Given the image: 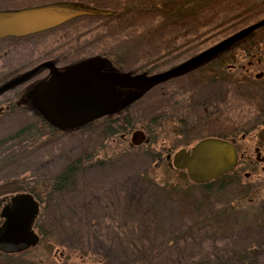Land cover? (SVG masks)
<instances>
[{
	"label": "rangeland",
	"instance_id": "374dc122",
	"mask_svg": "<svg viewBox=\"0 0 264 264\" xmlns=\"http://www.w3.org/2000/svg\"><path fill=\"white\" fill-rule=\"evenodd\" d=\"M54 1H76L109 9L113 13L118 11L113 3L104 6L102 5L104 2L99 0L96 2L93 0H0V7L18 8ZM168 1L171 0L166 2ZM221 3L237 9L233 12L240 14L238 18L240 21L231 30L233 32L264 17V2L223 0ZM99 17L107 16L83 15L72 19L76 21L73 25L69 24L72 21L69 20L58 27L28 37L0 40V84L44 60L55 58L59 65L72 63L74 60L69 61L70 63L66 60L65 63L64 59H57V56L58 58H63L62 55L67 56L65 52L67 53L72 45L79 46V52H83L90 44L104 43V40H92L90 36L91 30L100 29L101 22L96 19ZM76 34H79V41L74 40ZM229 34L231 32L208 39L200 51ZM252 34L256 43L257 57L264 60V26ZM150 42L153 41L136 38L122 40L120 48L116 49L118 64L115 61L111 62L112 57L110 59L104 57L109 59L112 66L118 70L155 73L191 56L186 55L188 52L184 53L185 48H175L172 53L163 52L161 58L150 57L147 55L152 50L149 46ZM115 43L117 41L113 40L112 44ZM143 44L145 46H139ZM179 52L183 56L178 54ZM238 54L240 53L237 51ZM83 56L78 60L84 58ZM248 58V56L229 55L222 60L224 62L222 65L225 67L233 62L239 65L245 64ZM259 71L264 73V66L252 68L253 74ZM212 74L211 67L205 66L189 76L152 88L128 106L125 113L131 125L123 132L126 130L133 132L141 129L142 126L149 128L147 133L149 141L140 146H130L131 135H126L127 140L121 142L119 133L114 137L115 141L105 143L106 140L102 141L100 137L97 123L73 132L37 127L33 131V136L36 137L22 139L24 144L27 140L35 141L36 144L28 148L27 160L22 161L18 167L6 168L0 173V179L14 178L17 173L27 176L26 179L31 180L35 194L42 197L43 201L45 198L42 191L46 180L61 170L72 156L90 150L95 159L101 161L102 167L86 173L84 175L86 178H81L77 182L76 190L63 194L62 197L55 195L54 204L46 206L44 211L40 209L35 222L47 231V236L39 235L38 244L20 255L0 254V264H96L91 253H83L84 256L81 258L80 255L78 256L79 251L70 250L67 245L60 242V239L62 241V237L67 235L63 232L64 228L73 232L72 229L78 226L77 222L80 218L75 215L74 207L80 203H78L79 190L82 183H85L86 189L89 190L92 187L93 191L99 192L100 188L103 199L111 203L113 200L111 194L125 185L124 178L137 173H142L149 180L167 189V194L160 197L156 205L155 218L161 234H181L192 240L197 233L204 232L207 237L216 239V247L222 250L235 249L243 242L264 238V211H262L264 172L259 165L251 168L247 176L244 172H234L235 176L226 177L220 188H217L218 183L204 188L192 183L184 170L170 168L165 160L168 149L189 148L200 138L209 135L230 136L233 129L237 131L236 134H240L243 126L251 127L247 131L248 139L256 138L257 142L264 144V114L258 110L264 101V93L253 85L235 87L234 81L232 83L223 78L211 79L210 76H214ZM260 80L264 83V74ZM34 81L35 76L0 96V108L9 106L7 111L0 109V134L12 132L19 126H30L28 129H31L32 125L35 126L32 124L34 121L29 112L32 109L31 104L20 101V98L28 93ZM17 102L20 105H16ZM200 109L202 111L207 109L210 113L197 116ZM183 115L187 120L182 124L177 119ZM149 144L147 148L157 152L154 159L140 153V150L146 149V145ZM50 158L51 163L46 164ZM94 165L92 163L90 166L95 167ZM21 185L17 182L13 186L1 182L0 196L24 191L18 190L23 188ZM118 200H121L120 197ZM88 217H91V214H88ZM114 219L118 218L114 217ZM35 230L38 232L36 227ZM96 233L102 236L109 235L110 239L114 235L105 231H96Z\"/></svg>",
	"mask_w": 264,
	"mask_h": 264
},
{
	"label": "trees",
	"instance_id": "16d2710c",
	"mask_svg": "<svg viewBox=\"0 0 264 264\" xmlns=\"http://www.w3.org/2000/svg\"><path fill=\"white\" fill-rule=\"evenodd\" d=\"M99 1L104 2L102 3L104 6L113 3L118 8V11L111 16L96 18L101 22L100 29L91 30L92 40H104V43L90 44L83 52H79V46L72 45L73 47L71 46L69 51L65 52L67 56L62 55L63 58L57 56V59L75 62V59L77 61L82 55L84 58L103 55L109 59L112 57L111 62L117 63L119 61L116 58L118 53L116 49L120 48L122 40L133 38L153 41L149 45L152 50L147 54L150 57L161 58L160 55H164L163 52L172 53L175 48H185L184 53L188 52L186 55H192L199 52L208 39L222 33H232L234 25L240 21H238L240 14L233 12L237 9L222 4L223 0ZM70 23L73 25L76 21L72 20ZM253 34L250 36L251 39ZM78 35H75L74 40H78ZM113 40L117 43L112 44ZM178 54L183 56L181 52ZM234 82L235 87L253 85L264 93L262 80L242 77L236 78ZM258 110L264 114V101ZM29 112L34 121L32 124L35 126L32 125L31 129H28L30 126H19L12 132L0 134V173L11 166L18 167L22 161L27 160L28 148L36 143L27 140L24 144L22 139L36 137L33 136L34 129L38 127L54 130L35 110L30 109ZM105 118L104 123L100 124L102 141L107 139L108 131L113 132L116 122L121 123L123 130L131 125L125 112ZM243 127L245 130L251 129V127ZM148 146L150 144L146 145V149L140 150V153L154 159L157 152L148 149ZM74 158V161L66 163L59 173L52 175L51 181L45 186L44 192L47 194L48 201H51L55 195L62 197L63 194L72 192L68 190L66 184L71 179L75 181L74 190H76L77 182L81 178L85 179L86 173L102 167L96 164L95 167L90 165L89 167L85 162L86 156ZM235 172L240 173L238 170ZM228 176H235L234 171L208 184L198 186L208 188L218 183L217 188H220ZM26 178L28 177L17 173L14 178L0 179V183L12 186L16 182L20 185L24 184L21 185L23 188L18 190H29L35 194L31 180ZM123 181L125 185L111 194L113 197L111 203L103 199L100 188L99 192L93 191L92 187L89 190L86 189V184L82 183L79 190L78 203H80L74 207L75 215L80 218L77 222L78 226L72 229L73 232L67 228L62 230L67 235L62 237V241L60 239L61 244L67 245L70 250L79 251L78 256L80 255L81 258L84 256L83 253H91L96 264H264V238L253 242H243L235 249L222 250L216 247L217 240L207 237L204 232L197 233L192 240H188L181 234H161L155 213L157 200L167 194L166 187L149 180L142 173L132 174ZM118 197L121 200H118ZM88 214H91V217H88ZM34 227L38 229L39 235L47 236V231L36 222ZM96 231L112 232L114 235L111 234L110 239L109 235L102 236Z\"/></svg>",
	"mask_w": 264,
	"mask_h": 264
},
{
	"label": "water",
	"instance_id": "95a60500",
	"mask_svg": "<svg viewBox=\"0 0 264 264\" xmlns=\"http://www.w3.org/2000/svg\"><path fill=\"white\" fill-rule=\"evenodd\" d=\"M264 2V0H257ZM109 9L76 1H54L18 9H0V39L24 37L58 27L83 15L109 16ZM264 26V17L222 38L163 71H122L109 59L96 55L58 67L44 60L0 84V96L30 80L43 70L47 76L35 82L27 99L51 127L67 131L125 110L152 88L189 73L211 61L238 41ZM1 109V108H0ZM148 142L141 129L131 133L130 146ZM168 166L185 171L194 184L205 185L234 170L238 154L234 145L218 137H205L190 148L166 155ZM0 253L18 254L35 247L40 236L34 228L39 203L30 192L0 198Z\"/></svg>",
	"mask_w": 264,
	"mask_h": 264
},
{
	"label": "flooded vegetation",
	"instance_id": "af4514ba",
	"mask_svg": "<svg viewBox=\"0 0 264 264\" xmlns=\"http://www.w3.org/2000/svg\"><path fill=\"white\" fill-rule=\"evenodd\" d=\"M258 3H261L260 1H257V0H254ZM38 5V4H37ZM31 6V5H30ZM23 7H28V6H23ZM23 7H18V8H23ZM18 8H2L0 7V9H18ZM263 18V17H262ZM34 35V34H32ZM252 35V33L248 36V37H245L244 39L238 41L237 43H235L234 45H232L228 50L224 51L223 53H221L220 55H218L217 57H215L214 59H212L211 61L207 62L205 65L189 72V73H186L185 75H182V76H179V77H176V78H172L168 81H166L165 83H171V82H174L176 80H178L179 78H182L184 76H189L191 75L192 73H195L197 72L198 70L202 69L203 67H207V66H210L211 67V71L212 73L214 74V76H210L211 79H216L217 80L219 78H223V79H227L229 82H232L236 79V78H242V77H251L255 80H260L263 78V72L262 71H259L257 73H252V68L253 67H263L264 66V60H261V57H257V48H255V42L253 41V39L250 38V36ZM28 36H31V35H28ZM28 36H24V37H28ZM5 38H22V37H5ZM3 38V39H5ZM2 40V39H0ZM237 51L238 54L237 55ZM229 55H232V56H237V57H246L248 56V60L245 64H237L236 62H233V63H230L228 64L227 66H223L222 64H224V62H222V60L226 57H229ZM56 66L58 67H63L65 65H59L57 62H55ZM176 65V64H175ZM237 68H239L238 70H236ZM48 74V70H43L41 71L40 73H38L36 76H35V82L37 81H40L42 79H44ZM212 74V75H213ZM27 95L28 93H25V96L24 97H21L20 98V101L21 103H30L29 101H25L27 99ZM174 103H177V101H174ZM16 105H20L19 102L16 103ZM185 105V104H184ZM177 106V105H175ZM8 109L9 106L6 105L4 107H1V109ZM126 110V109H125ZM125 110H123L125 112ZM123 111L119 112V113H123ZM202 109H200L199 111V114L197 116H204L202 114L205 113V115L209 114L210 111H208L207 109H205L204 111H207V112H204L202 111ZM119 113H116V114H119ZM115 115V114H113ZM113 115H110L113 117ZM105 117H109V116H104V117H101L99 119H96L82 127H79V128H76V129H72V130H67L65 132H68V131H76V130H81L83 129L85 126L87 125H90L92 123H97V126L99 128V131H101V126L100 124L104 123L105 121ZM170 114H169V122L171 121L170 119ZM179 123H185L187 118L186 116H179L178 119ZM194 127V126H192ZM141 129L144 131L146 137H148V134L149 133V128L147 126H142ZM112 130V129H111ZM245 131V132H244ZM249 130H245V129H241V131L239 132L240 134H236L237 131H235L234 129L232 130V133L230 136H222V135H213V136H205V137H218V138H222V139H225L227 141H230L236 151H237V154H238V161H237V165L236 167L234 168V172L235 171H239V172H244V175L247 176L249 174V170L253 167H256V166H260L262 171L264 172V144H261L259 142H257V139L256 138H247V135L249 134V132H247ZM64 132V131H63ZM123 129L121 128V123L119 122H116L115 126H114V129H113V132L111 131H108V133H110L108 135L107 133V139H105V143H112L113 141H115V136L119 133L118 137H119V140L122 142V141H126L127 140V136L126 135H131L132 131L130 130H126L124 131L123 133ZM101 135V134H100ZM204 137V138H205ZM203 138V137H202ZM200 138V139H202ZM199 139V140H200ZM148 141H149V137H148ZM198 141V140H197ZM246 141V143H245ZM147 143V142H146ZM104 144V143H103ZM143 144V143H142ZM141 145V144H140ZM140 145H137V146H140ZM190 148V147H189ZM188 149V147L186 148ZM177 151V150H171V149H168L166 154H165V160H166V163L168 165V160L166 158V155L170 154L171 156L173 155V153ZM77 156V157H80V156H83V158L86 156V160L85 162L89 165H91L92 163L93 164H96V165H102L101 164V161H98L95 159L94 155L92 154V152L89 150V151H83V152H80L74 156L71 157V159L68 160V162H73L74 161V157ZM51 163V158L48 159L46 161V164H50ZM90 167V166H89ZM47 168H49V166H47ZM63 169V168H62ZM61 169V170H62ZM61 170H59L58 172L56 173H59ZM55 173V174H56ZM51 178H48L46 180V185H48V183L51 181ZM67 184V187H68V190L70 191H74L75 189V181L73 179H71ZM45 186H44V189L42 191L43 193V196L45 198V200L43 201V198L42 197H39L37 196L36 194H33L32 192H30L29 190L26 191H16V192H13V193H6V194H3L0 196V198H3L5 196H9L11 194H14V193H17V192H30L32 193V195L34 196V198L38 201L39 203V212H40V209L42 211H44L45 207L48 206V205H51V204H54V198H52L51 201H48V197H47V194H45L44 190H45ZM5 201H0V211H1V208L2 206L4 205ZM38 216H39V213H38ZM37 216V218H38Z\"/></svg>",
	"mask_w": 264,
	"mask_h": 264
}]
</instances>
